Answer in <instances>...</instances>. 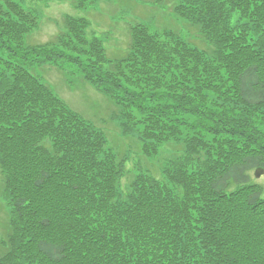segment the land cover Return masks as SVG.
<instances>
[{
  "label": "trees",
  "instance_id": "obj_1",
  "mask_svg": "<svg viewBox=\"0 0 264 264\" xmlns=\"http://www.w3.org/2000/svg\"><path fill=\"white\" fill-rule=\"evenodd\" d=\"M170 4L205 47L136 23L110 58L72 15L50 43L30 44L37 16L1 1L0 264H264V196L250 177L264 168V0ZM49 63L107 95L144 156L180 150L157 176L134 167L122 189L128 157L30 71Z\"/></svg>",
  "mask_w": 264,
  "mask_h": 264
},
{
  "label": "rangeland",
  "instance_id": "obj_2",
  "mask_svg": "<svg viewBox=\"0 0 264 264\" xmlns=\"http://www.w3.org/2000/svg\"><path fill=\"white\" fill-rule=\"evenodd\" d=\"M1 1L5 0H0V3ZM14 1L25 11H31L37 16V26L26 36V41L30 44L50 43L62 30L63 17L72 15L87 18L88 31L103 40L106 54L110 58H119L127 51L130 42L129 28L136 23H142L153 31L172 30L186 41L205 47L196 27L173 13L170 4L172 0H167L163 6L150 4L145 0H86L87 7L84 9L75 8L70 0ZM67 69V66L49 63L32 67L30 71L47 84L72 111L100 128L110 149L118 156L128 157L125 163L128 173L121 181L122 189H127L134 167L148 170L157 176L159 173L155 170L162 157L171 155L170 151H179L181 144L165 143L160 147L158 156H144L137 138L121 135L116 122L111 119L116 108L114 102L78 75L70 74ZM250 177L252 183L260 186L264 196V173L254 177L252 170ZM7 215L9 207L0 190V242L5 237Z\"/></svg>",
  "mask_w": 264,
  "mask_h": 264
},
{
  "label": "water",
  "instance_id": "obj_3",
  "mask_svg": "<svg viewBox=\"0 0 264 264\" xmlns=\"http://www.w3.org/2000/svg\"><path fill=\"white\" fill-rule=\"evenodd\" d=\"M263 172H264L263 169H261V168H257V169L255 170V172H254V175H255L256 177H259L260 174H262Z\"/></svg>",
  "mask_w": 264,
  "mask_h": 264
}]
</instances>
